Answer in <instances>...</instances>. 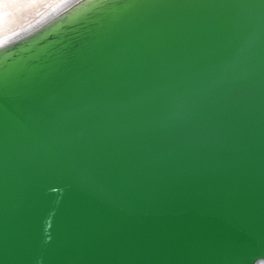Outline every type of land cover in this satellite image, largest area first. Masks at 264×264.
<instances>
[{"label": "water", "instance_id": "95a60500", "mask_svg": "<svg viewBox=\"0 0 264 264\" xmlns=\"http://www.w3.org/2000/svg\"><path fill=\"white\" fill-rule=\"evenodd\" d=\"M0 264H264V0H55L0 34Z\"/></svg>", "mask_w": 264, "mask_h": 264}, {"label": "bare ground", "instance_id": "6f19581e", "mask_svg": "<svg viewBox=\"0 0 264 264\" xmlns=\"http://www.w3.org/2000/svg\"><path fill=\"white\" fill-rule=\"evenodd\" d=\"M55 0H0V34L38 15Z\"/></svg>", "mask_w": 264, "mask_h": 264}]
</instances>
